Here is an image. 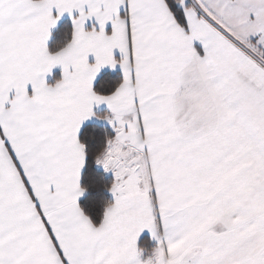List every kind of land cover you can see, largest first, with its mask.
<instances>
[{
  "label": "snow or ice",
  "instance_id": "obj_1",
  "mask_svg": "<svg viewBox=\"0 0 264 264\" xmlns=\"http://www.w3.org/2000/svg\"><path fill=\"white\" fill-rule=\"evenodd\" d=\"M0 264H264V0H0Z\"/></svg>",
  "mask_w": 264,
  "mask_h": 264
},
{
  "label": "trees",
  "instance_id": "obj_2",
  "mask_svg": "<svg viewBox=\"0 0 264 264\" xmlns=\"http://www.w3.org/2000/svg\"><path fill=\"white\" fill-rule=\"evenodd\" d=\"M69 24H70V21L68 20V18H64L63 20H61L60 23L57 25V27L52 31L54 35V39L59 37L60 34L64 31L65 27L68 26ZM54 75L58 77L59 71L54 72ZM101 78L115 80L119 78V73L118 71L117 72H110L109 70L103 71ZM50 82H51V79H50ZM83 127H84L85 133L94 131L96 139L95 141H88L87 135H84L82 138L85 141L89 142V145L91 148L94 149V148L99 147L101 143L102 134L107 129V125L101 124L94 119L93 121L84 124ZM94 176L97 178L102 177V180L94 184L93 183ZM111 179H112L111 174H104L102 170H100L99 168L93 171L91 164L89 166V170L84 174L83 184L88 186L89 191L87 192L85 197L82 198L81 203L86 209L91 208L94 215L101 213L103 202L111 199V194L107 191V188L104 187L110 184ZM148 239H149V234L147 233L143 234L138 240V246H141V247L153 246L154 243L152 241L150 244L145 245V242L148 241Z\"/></svg>",
  "mask_w": 264,
  "mask_h": 264
},
{
  "label": "crops",
  "instance_id": "obj_3",
  "mask_svg": "<svg viewBox=\"0 0 264 264\" xmlns=\"http://www.w3.org/2000/svg\"><path fill=\"white\" fill-rule=\"evenodd\" d=\"M64 18H67V16H65ZM64 18H62V20H63ZM59 23H60V21L58 22V24H59ZM56 27H57V26H56ZM56 27H55V28H56ZM55 28H54V29H55ZM54 29H53V30H54ZM53 30H52V31H53ZM107 70H108V69H104V70H102V72H103V71H107ZM52 71H53V73L56 72V71H59V68H54ZM93 120H94V119H92V120H90V121H86L84 124H86V123H88V122H91V121H93ZM109 174H110V173H109ZM145 233L149 234L148 231L145 230L143 233H141L140 237H141L143 234H145ZM140 237H139V238H140ZM139 238H138V240H139ZM152 242L155 244V241H152Z\"/></svg>",
  "mask_w": 264,
  "mask_h": 264
}]
</instances>
